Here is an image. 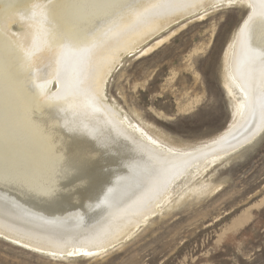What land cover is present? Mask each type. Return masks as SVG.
<instances>
[{"label": "bare ground", "instance_id": "obj_1", "mask_svg": "<svg viewBox=\"0 0 264 264\" xmlns=\"http://www.w3.org/2000/svg\"><path fill=\"white\" fill-rule=\"evenodd\" d=\"M220 6L251 12L227 51L224 87L236 117L219 139L179 148L107 102L124 57ZM263 131L264 0H0L7 242L56 260L104 254L173 202L210 190L204 180L190 184Z\"/></svg>", "mask_w": 264, "mask_h": 264}, {"label": "rangeland", "instance_id": "obj_2", "mask_svg": "<svg viewBox=\"0 0 264 264\" xmlns=\"http://www.w3.org/2000/svg\"><path fill=\"white\" fill-rule=\"evenodd\" d=\"M250 12L220 6L168 29L115 66L107 102L179 148L219 139L236 117L227 51ZM200 180L211 189L173 202L104 254L56 260L0 238V264H264V131L190 185Z\"/></svg>", "mask_w": 264, "mask_h": 264}]
</instances>
